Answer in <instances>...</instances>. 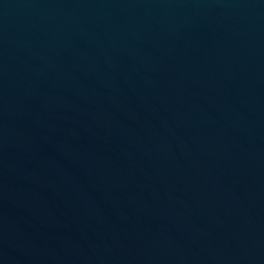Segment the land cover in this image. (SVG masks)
Segmentation results:
<instances>
[{"label": "water", "instance_id": "water-1", "mask_svg": "<svg viewBox=\"0 0 264 264\" xmlns=\"http://www.w3.org/2000/svg\"><path fill=\"white\" fill-rule=\"evenodd\" d=\"M0 264H264V0H0Z\"/></svg>", "mask_w": 264, "mask_h": 264}]
</instances>
